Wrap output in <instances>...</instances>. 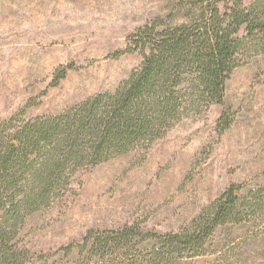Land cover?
I'll return each mask as SVG.
<instances>
[{
	"label": "rangeland",
	"instance_id": "1",
	"mask_svg": "<svg viewBox=\"0 0 264 264\" xmlns=\"http://www.w3.org/2000/svg\"><path fill=\"white\" fill-rule=\"evenodd\" d=\"M179 1L0 0V135L115 92L142 62L130 50L134 36ZM71 183L58 203L27 216L21 264H151L155 234L187 227L233 185L261 189L256 218L219 228L208 254L177 264H264V55L234 72L224 105L185 117L146 154L80 171ZM125 230L129 242H114ZM90 233L103 243L109 234V243L86 247Z\"/></svg>",
	"mask_w": 264,
	"mask_h": 264
},
{
	"label": "trees",
	"instance_id": "2",
	"mask_svg": "<svg viewBox=\"0 0 264 264\" xmlns=\"http://www.w3.org/2000/svg\"><path fill=\"white\" fill-rule=\"evenodd\" d=\"M133 45L142 62L115 92L0 135V264H21L25 249L18 238L27 216L58 203L80 171L146 154L185 117L224 105L234 72L264 55V0H180L168 16L139 29ZM69 70L61 67L56 84ZM228 120L226 114L220 119L222 132ZM259 193L233 185L187 227L155 234L150 242L158 248L150 250V263L177 264L184 255L208 254L219 228L256 218ZM129 233H114V242L128 243ZM106 235L103 243L92 241L90 233L85 246L108 244Z\"/></svg>",
	"mask_w": 264,
	"mask_h": 264
}]
</instances>
